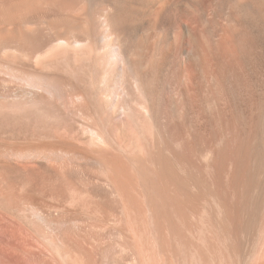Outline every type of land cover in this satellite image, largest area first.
Wrapping results in <instances>:
<instances>
[{
  "label": "bare ground",
  "instance_id": "6f19581e",
  "mask_svg": "<svg viewBox=\"0 0 264 264\" xmlns=\"http://www.w3.org/2000/svg\"><path fill=\"white\" fill-rule=\"evenodd\" d=\"M0 264H264V0H0Z\"/></svg>",
  "mask_w": 264,
  "mask_h": 264
}]
</instances>
